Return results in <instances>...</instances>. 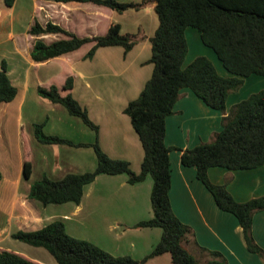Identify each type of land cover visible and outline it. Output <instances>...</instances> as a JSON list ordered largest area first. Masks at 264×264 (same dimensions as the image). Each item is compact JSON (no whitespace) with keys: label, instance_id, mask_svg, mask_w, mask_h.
Masks as SVG:
<instances>
[{"label":"crops","instance_id":"crops-1","mask_svg":"<svg viewBox=\"0 0 264 264\" xmlns=\"http://www.w3.org/2000/svg\"><path fill=\"white\" fill-rule=\"evenodd\" d=\"M119 1L140 3L141 0ZM118 13L92 2L16 0L10 8L0 6V66L6 60L8 75L19 89L13 101L0 103V156L6 160L3 148L11 146L21 158L18 173L9 164L0 166V249L16 251L42 264H55L43 250L26 253L24 250L30 248L23 245L19 249L17 242L11 243L17 240L13 234L18 230H37L54 220H62L70 235L88 240L116 256L130 255L141 260L160 241L163 233L160 227H136L153 217L151 175L131 184L127 174H100L85 187L79 204L44 205L29 196L32 184L44 176L60 180L68 173L96 168L97 156L92 144L97 133L71 115L64 105L38 93L40 85H57L64 92L63 86L70 76L74 79L72 95L99 127L102 149L112 158L129 161L135 172L141 171L144 147L125 108L138 98L152 76L150 38L159 20L152 5ZM37 22L43 26L57 24L80 38L104 35L115 22L121 25L122 33L133 36L136 44L128 52L118 45L99 47L93 57L87 58L95 44L88 41L74 51L36 62L31 53L38 40L51 44L69 38L64 33L30 34V28ZM186 37L189 52L184 66L202 55L218 66V56L202 44L198 30L188 28ZM246 96L239 99L229 95L226 114L233 102L237 104L250 95ZM224 115L225 112L208 106L189 88L181 91L174 113L166 120L165 142L175 148L170 153L172 207L193 231L186 247L200 264L210 259L207 250L221 252L228 264H264L263 256L248 249L236 216L220 209L198 179L196 168L184 166L181 161L182 150L210 141L215 132L223 129ZM35 124H43L47 135L85 146L43 143L36 137ZM27 160L32 164L30 178L24 176ZM209 176L214 183L226 185L238 202L264 196V165L245 170L211 167ZM80 227L89 231L79 233ZM253 235L264 249V211L253 217ZM144 264H173V261L170 253H164Z\"/></svg>","mask_w":264,"mask_h":264},{"label":"trees","instance_id":"trees-1","mask_svg":"<svg viewBox=\"0 0 264 264\" xmlns=\"http://www.w3.org/2000/svg\"><path fill=\"white\" fill-rule=\"evenodd\" d=\"M16 0H4L10 8ZM56 2H92L124 13L135 8L152 5L159 25L150 38L154 64L151 78L138 98L129 102L125 113L131 118L144 147L141 172L131 168L127 160L110 157L100 146L99 127L89 117L87 109L72 95V76L68 77L62 92L57 85L39 86L43 98L64 105L69 113L80 117L97 133L92 146L97 156L93 171L68 173L60 180L44 176L31 186L30 198L44 205L74 202L79 204L85 187L100 174H127L129 183L135 184L151 175L154 184L151 192L153 217L136 224V227H160L162 237L153 251L139 260L130 255L116 256L96 244L79 239L67 232L62 220H54L33 231L18 230L14 238L35 247L47 249L59 264H144L148 259L170 253L173 264H200L186 247L193 231L174 212L170 189L172 164L167 146L166 120L174 113L175 105L185 88L192 90L213 109L225 112L223 129L215 132L210 141L194 148L182 150L184 166L195 167L198 179L211 192L217 206L236 216L242 227L248 249L264 257V249L253 235V217L264 211V196L238 202L224 184L214 183L209 176L211 167L230 170L254 169L264 165V88L233 105L226 114L227 100L233 91L239 90L245 78L264 75V0H143L126 3L119 0H51ZM195 28L202 42L214 50L231 76H222L214 62L207 56H197L184 66L189 52L186 31ZM32 35L64 33L67 39L51 44L38 40L32 50V58L43 62L80 48L84 43L95 44L86 57L94 56L96 49L105 46H122L130 51L136 40L129 33H122L119 23H111L107 33L93 38H80L61 26L35 23L29 30ZM19 93L8 75L6 60L0 66V103L13 101ZM36 137L43 143L74 144L59 136L47 135L43 124H35ZM32 164L24 163V176L30 178ZM210 259L204 264H228L219 251L207 250ZM0 264H42L13 250L0 249Z\"/></svg>","mask_w":264,"mask_h":264},{"label":"rangeland","instance_id":"rangeland-1","mask_svg":"<svg viewBox=\"0 0 264 264\" xmlns=\"http://www.w3.org/2000/svg\"><path fill=\"white\" fill-rule=\"evenodd\" d=\"M143 0L140 1V3L142 2ZM122 2V1H120ZM126 3H129V2H126ZM3 5V6H6L4 1L3 0H0V6ZM119 14V13H118ZM120 15V14H119ZM118 15V16H119ZM156 15V14H155ZM158 16L156 15L155 18H157ZM143 23V21H141ZM145 25V24H144ZM197 31V29H195ZM202 42V41H201ZM193 44V40L192 38H190V45ZM202 44H204L202 42ZM205 45V44H204ZM12 51L8 52L9 54H11ZM218 58V57H217ZM215 64V63H214ZM217 64H218V72L222 75V76H231L232 74L229 73L225 67L223 66L222 62L219 60V58L217 59ZM264 88V75H252L251 77H246L245 78V81H244V84L242 85V87L237 90V91H233L230 95H233V98H239L241 99V97H244L246 96L247 94L248 95H251L255 92H258L259 90L263 89ZM247 95V96H248ZM246 96V97H247ZM234 100V99H232ZM244 100V99H243ZM236 103L233 102L232 106L235 105ZM230 105V104H228ZM231 106V107H232ZM76 118H78V120H80L82 123L84 122L80 117L76 116ZM87 139V138H85ZM85 146V145H84ZM94 148V147H93ZM2 149V148H1ZM5 150L4 152V155H5V158L6 160H3V157L0 156V166L1 165H5V164H9L11 166V170L14 172V173H18L19 171H21V158L18 156V153L15 152V148L14 147H11V146H6L3 148ZM124 160V159H123ZM90 164V162H89ZM131 164V163H130ZM91 165H92V162H91ZM96 166H97V163H96ZM131 168H132V165H131ZM141 168H142V165H141ZM133 169V168H132ZM93 171V170H91ZM141 172V171H140ZM139 172V173H140ZM39 173V172H38ZM69 225H72L71 222H69ZM89 231V228H85V227H80L79 228V233H87ZM103 231V230H102ZM89 234V233H88ZM87 234V235H88ZM80 239V238H79ZM14 242H17L16 243V247H18L19 249H22L21 246H27L29 249H25L24 251H26V253H31V250H43L44 252H46L48 254V256L51 258V260L55 263V264H59L56 259L52 256V254L45 248L43 247H35V246H32V245H29L23 241H20V240H16V241H11V243H14ZM29 250V251H28ZM210 251H213V250H210ZM210 257V256H209Z\"/></svg>","mask_w":264,"mask_h":264}]
</instances>
